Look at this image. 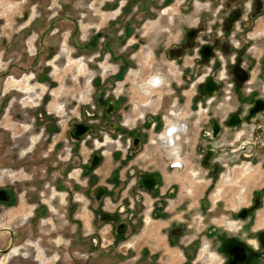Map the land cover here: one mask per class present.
Masks as SVG:
<instances>
[{
	"label": "rangeland",
	"instance_id": "374dc122",
	"mask_svg": "<svg viewBox=\"0 0 264 264\" xmlns=\"http://www.w3.org/2000/svg\"><path fill=\"white\" fill-rule=\"evenodd\" d=\"M261 31L264 0H0V191L6 195L0 229L14 233L16 248L0 255V264H225L216 250L220 236L236 234L252 242L264 231V162L259 163L264 156L238 168L237 152L221 151L212 159L224 165L215 176L199 162L210 144L201 136L206 121L223 119L237 104L247 106L250 89L264 94ZM232 38L237 48L230 46ZM207 46L213 53L204 59L200 53ZM236 50L238 66L245 63L252 84L230 90L228 104L207 108L200 97L203 83L217 82L218 55L228 63ZM154 75L159 82L149 88ZM143 101L152 102L153 110L140 117ZM169 122L185 126L177 136L186 141L176 169L167 167L169 153H162L156 139ZM255 135V142H264ZM137 139L139 147L126 151ZM232 140L225 133L212 143ZM132 165L159 170L161 191L175 187L168 215L149 217L145 227L133 229L126 212L117 211L136 192L125 191ZM63 173L72 177L66 183L75 177L79 186L80 194L71 191L79 199L72 218L66 213L72 199L58 180ZM32 188L44 203V216L32 212L35 202L26 201ZM97 189L103 191L99 200L93 198ZM10 190L17 192L16 205L7 196ZM148 196L140 197L145 208ZM200 199L215 209L201 223L193 220ZM187 207L193 212L185 223ZM100 208L116 219L100 222ZM241 208L253 214L251 222L230 233L223 221L242 224L232 216ZM119 221L127 232L118 237ZM184 224L191 225L190 233L170 246V227ZM8 238L0 233V251ZM260 251L255 264H264V246Z\"/></svg>",
	"mask_w": 264,
	"mask_h": 264
},
{
	"label": "flooded vegetation",
	"instance_id": "af4514ba",
	"mask_svg": "<svg viewBox=\"0 0 264 264\" xmlns=\"http://www.w3.org/2000/svg\"><path fill=\"white\" fill-rule=\"evenodd\" d=\"M237 28L238 27L235 26V30ZM236 31L238 33L239 29H237ZM262 32L263 31H261L258 35H260ZM233 39L234 38L230 39L229 41L231 42L230 46H233V48H237L236 46L237 42ZM248 39L251 40L249 37ZM239 52L241 51L236 50V53L233 54L231 61H229L228 63L226 62L223 56L218 55L217 63L221 64V67H220L221 71L219 73V78L217 82L216 81L212 82L211 79L208 81H205L203 83L204 85L200 92V97H202L203 99H206L205 103L207 105V108H209V105L211 103H212L213 109H218L220 106H223L226 103L228 104L231 101V97L229 96V93H231L230 90L234 92H236L237 90L238 92H240L241 84L248 85V86L252 84V82L246 81V69L244 68L245 63H242L241 66H238L240 65ZM212 53H213L212 49H210V47L207 46L201 51L200 56L202 55L203 58L206 59L207 56L211 57ZM211 65L213 66V63H211ZM224 66L226 67V70H224ZM229 70L231 73L229 72ZM208 75H205L203 78L205 79ZM226 81H228L227 83H230L228 86H225ZM149 82L146 83L147 84L146 86L151 88L152 86H154L155 84L159 82V78L157 77V75H154V77L149 79ZM143 87L145 86L143 85ZM148 87H145L146 89L143 91L144 93L147 92ZM225 87H227V89H225ZM250 91H251L250 95L247 96L249 97V99L246 101L247 106L243 108L239 104H237L235 105V107H233L232 109L233 111H230L229 113L224 115L223 119L217 120L216 118H214L215 116H213V117H210L208 121H206L207 128L206 130L204 129V131L202 130L203 134L201 136L204 139L210 141L209 142L210 144H208L205 148H203L202 159L199 162L201 166L209 170L206 174L215 176L222 169V166H224V165L216 166L212 160V159H215V157L218 154H220L221 151H224V152L227 151L228 154L230 152H237V154H235L234 156H235L236 163L238 164V168L243 167L242 165L243 162L249 165L253 162L256 163V160L258 159V156L260 154L264 156V142L262 141L259 143L257 141L256 142L254 141L256 140V135H255L256 132H259V135H258L259 139L263 138L264 140V121H261L262 123L261 125L258 124V121H257V119L259 118L262 119L264 117V94L263 95L259 94L256 96L255 93H252L253 90L250 89ZM257 100L262 101V103H259L255 106L254 103ZM251 108L252 109L254 108L255 110L257 109H260V110L258 112L250 113L249 111ZM240 109L245 110V112H241ZM152 110H153V105H152V102L150 101H146V102L143 101L141 102L140 106H138V112H139L140 117H142L143 115L142 113H146V111L148 112ZM166 127L167 128L162 133L156 136V139L159 143V147L162 153L163 151H167L166 154L169 153V155L167 156L169 160L168 163L166 164L167 167L176 169L181 163V158H182L181 150H182V147L184 146V142L186 141V140L181 141V143L178 142L177 136L182 135V132L185 126L181 122H177V123L169 122V125ZM225 133H226L227 139H233L232 142L225 141V143L217 144V145H214L212 143V141L214 142L218 140V136H221L222 134H225ZM139 145H140V142L138 139L136 141L132 140L131 145L126 146L125 150L127 151V150H130L131 148V150L134 151L136 147H139ZM96 159L97 157L93 159L91 158L89 160V163L92 166H94L96 164L95 162ZM123 160L126 163L128 158H124ZM261 162H264V160H261L259 163ZM137 165L130 166V169L127 168L129 169L128 177L129 179L132 178V180H131V183L127 186V189L125 191H129L131 187H134V189L136 190V192L133 195L134 198L132 201L131 200L129 201L128 197L123 199L122 204L120 206L121 208L119 207L117 210L121 213L126 212V214L128 215V220H127V222H129L128 226L131 229H133L132 226H134V228L136 227L139 228L142 226L145 227L146 226L145 224L150 219L149 217L156 216V218L158 217L159 219L165 218L168 215V207L173 203V200H174L173 192L175 190V187L172 184V185H168V187L165 188L164 191H161L160 189L162 185V182H161L162 175L160 174V171L159 170L157 171L153 169L152 167H150V169H146L145 167L142 168L140 166L137 167ZM65 179L71 180L72 177H70L69 175H65V173H63L58 179V180H61L60 183L63 186L62 188L67 190L65 192L66 193L65 197H71L72 199L70 201L71 205H69L68 208L66 209L67 215L72 218L73 215L75 214L74 212L75 208L77 209V207L79 206L78 205L79 199L77 198L78 195L74 196L76 195L77 192H78L77 194H80L79 186L76 187L75 185L77 183L75 182L76 181L75 177L73 178V181L71 184H69L68 182L67 184L65 182ZM113 179L115 178L113 177ZM75 190H78V191L76 193L71 194V191H75ZM145 193L149 195L148 197L150 199V204L146 208H145L146 203L144 204V202H140V197L143 198V194ZM102 194H103L102 189H99V190L97 189L93 193V198L95 200H99ZM37 195L39 196L38 191L32 188V193H30L29 196H26L27 197L26 201L28 203L35 202L33 208L31 209L32 212H35L36 215L38 214V215L44 216L46 214L44 213L43 209L40 207L41 205L44 206V203L40 199H38ZM1 196H3V198H1ZM7 196H9L10 200L12 201V205L17 203L16 201L17 192L14 191V193H12L10 190ZM5 197H6L5 193L1 190L0 191V201H4ZM255 198H256V193L254 192V194L251 195L250 197V201L248 204L249 207L251 206L250 204H254V202L256 201ZM195 207H198L195 212L198 213L199 215L201 214L203 218L201 216L199 217L198 215L194 217L193 220H197L196 222H200V223L201 221H204V219H207L206 217H208L215 211V209L207 207L206 202L204 200L202 201L201 199L198 202V204H196ZM98 211H99L98 216H99L100 222H105V221L112 222L113 220L116 219V215L109 214L106 210H103V208L98 209ZM192 212L193 211L189 209L188 207L184 209V212H182V215H184V218L182 221L186 223L187 219L186 220L184 219L185 218L190 219V214H192ZM133 214L134 215L136 214L137 218L134 217ZM249 215L250 213L248 212V208L246 209L241 208L236 213H234V215L232 216L237 220H243L242 224L237 226V222H235L232 219L227 218L228 220L225 219L223 221V226L225 227L226 230L230 231V233H236L240 231L242 228H246V225L248 226V223L251 222L250 218L253 214H251L250 216ZM37 216L31 220L32 223L37 220ZM73 220L75 219L73 218ZM145 220H146V223H145ZM198 226H199V223H198ZM76 227L78 228L77 224H76ZM257 229H261V228H257ZM190 231H191V225L189 224L178 225L177 227L176 226L170 227L169 231L166 234V236L169 238L168 242L170 246L174 245L175 242L177 243V240L183 237V232L190 233ZM211 231L214 233V229H212ZM126 232H127V226L124 223H121L119 221L116 225V235L119 237V235H123V233H126ZM198 234H199L198 232L195 233V235H198ZM13 237H14V233L12 232L11 242L13 241L12 240ZM197 238L198 237H194V240L198 242L201 241V240H198ZM229 242H234V243L240 242L241 244L243 243L244 246H247L249 249L254 251V256L250 257L247 263H244L245 261L244 253H243L244 250L234 246V248L232 249L230 248V250H232L231 251L232 258L230 260H227L228 256L223 251V243L228 244ZM188 244L190 245V242H188ZM177 245L179 247L185 246L180 243H178ZM203 245L204 244L201 243L200 248H202ZM216 245H217L216 250L222 256L223 261H224L223 263L225 264H243V263L244 264H255L258 258L257 256H260V255L256 256V250L259 251L258 254H261L260 248L264 246V231L256 232V234L254 235V240L252 242L244 238L240 239L238 238L236 234H229L226 237L220 236L219 243H217ZM15 251L16 249L13 250V252ZM207 253L209 254L208 250H207ZM214 257H215L214 255L210 254L208 260L211 262Z\"/></svg>",
	"mask_w": 264,
	"mask_h": 264
},
{
	"label": "water",
	"instance_id": "95a60500",
	"mask_svg": "<svg viewBox=\"0 0 264 264\" xmlns=\"http://www.w3.org/2000/svg\"><path fill=\"white\" fill-rule=\"evenodd\" d=\"M202 56V55H201ZM203 57V56H202ZM206 59H207V57H206ZM259 103H262V101H260V100H257V101H255V106L257 105V104H259ZM260 109H257V110H255L254 108L252 109H250V113L251 112H258ZM93 164V163H92ZM2 232H5V233H7L8 235H9V238H8V246H7V248L6 249H4V250H2V251H0V255H3V254H6L8 251H10V249H11V247H12V242H11V237H12V232H11V230H9V229H6V228H1L0 229V233H2ZM234 246H236V247H238V248H240V249H242V250H244L243 251V253H244V263H247L248 261H249V259H250V257H252V256H254V252L251 250V249H249L247 246H244V244L242 243H240V242H229L228 244H224L223 243V251L227 254V260H230L231 258H232V254H231V251L232 250H230V248L232 249V248H234ZM243 263V264H244Z\"/></svg>",
	"mask_w": 264,
	"mask_h": 264
},
{
	"label": "crops",
	"instance_id": "0c3cea01",
	"mask_svg": "<svg viewBox=\"0 0 264 264\" xmlns=\"http://www.w3.org/2000/svg\"><path fill=\"white\" fill-rule=\"evenodd\" d=\"M3 51H4V50H3ZM3 51H2V54L4 53ZM9 52H10V51H9ZM2 54H0V55H2ZM4 62H5V61H4ZM6 86H7V84H6ZM8 87H12V85H11V84H8ZM139 106H140V105H139ZM145 223H146V220H145ZM146 224H147V223H146ZM14 249H16V248H13V250H14Z\"/></svg>",
	"mask_w": 264,
	"mask_h": 264
},
{
	"label": "bare ground",
	"instance_id": "6f19581e",
	"mask_svg": "<svg viewBox=\"0 0 264 264\" xmlns=\"http://www.w3.org/2000/svg\"><path fill=\"white\" fill-rule=\"evenodd\" d=\"M149 83H150V82H149ZM12 250H13V247H11L10 251H8L5 255L10 254V253L12 252Z\"/></svg>",
	"mask_w": 264,
	"mask_h": 264
}]
</instances>
